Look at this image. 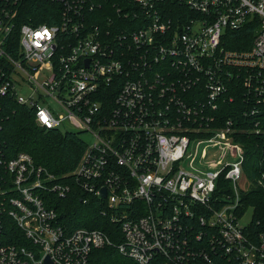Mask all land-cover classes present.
<instances>
[{
    "label": "built area",
    "instance_id": "2783aa9c",
    "mask_svg": "<svg viewBox=\"0 0 264 264\" xmlns=\"http://www.w3.org/2000/svg\"><path fill=\"white\" fill-rule=\"evenodd\" d=\"M29 1L0 0V115L12 97L91 141L56 174L0 140V264H96L109 245L136 264H264V211L245 201L264 153L250 177L237 138L264 134V0H131L105 25L91 18L105 0H51L54 23L23 21ZM248 25L249 49L223 43ZM233 79L249 129L220 115ZM76 192L103 200L121 242L61 221L54 198Z\"/></svg>",
    "mask_w": 264,
    "mask_h": 264
},
{
    "label": "trees",
    "instance_id": "16d2710c",
    "mask_svg": "<svg viewBox=\"0 0 264 264\" xmlns=\"http://www.w3.org/2000/svg\"><path fill=\"white\" fill-rule=\"evenodd\" d=\"M175 4V3H173ZM179 5V4H178ZM117 6L125 10L129 7L137 8L131 0H105L103 7L92 12L91 18L99 23L106 24L108 17L118 19ZM60 5L51 0H31L27 9L28 14L23 21H29V15H35L36 23H54L55 18L48 17V12H57ZM223 42L231 49H249L253 44L255 29L248 25L243 29H227ZM236 78V77H235ZM227 95L233 96L220 103L222 119H232L238 123L249 125L256 114L244 116L245 110L251 109V104L246 101V88L243 84L233 79L228 85ZM246 119V121H245ZM262 122L264 118H261ZM262 128L264 129V122ZM246 147L247 159L245 169L250 177L259 175L258 154L264 153V134L243 133L237 137ZM0 140L5 143L8 152L15 154L20 151L28 152L38 164H42L56 174H63L73 170L87 143L79 133L62 131L60 128H46L35 120V111L29 106L19 104L14 98H8V106L3 108L0 115ZM61 221L69 228L87 227L104 230L115 243L123 240V234L118 223L112 222L102 212L103 200L91 199L82 202V197L74 193L67 198H54ZM246 204L257 206L259 216L264 211V185L253 187L245 195ZM96 264H136L131 258L122 255L115 245L105 246L95 250Z\"/></svg>",
    "mask_w": 264,
    "mask_h": 264
},
{
    "label": "rangeland",
    "instance_id": "374dc122",
    "mask_svg": "<svg viewBox=\"0 0 264 264\" xmlns=\"http://www.w3.org/2000/svg\"><path fill=\"white\" fill-rule=\"evenodd\" d=\"M29 92H30V89L23 86L21 94L24 95V96H28ZM60 129L62 131H64V132L65 131L77 132V133H79L81 135L82 139H84L86 141H91V136L89 134H87V133H85V132H83L81 130L76 129V128L72 127L69 124H62L60 126ZM243 181H247V177L246 176L243 178ZM249 218H250V212L248 211L246 213V215H245V220L244 221L248 222Z\"/></svg>",
    "mask_w": 264,
    "mask_h": 264
},
{
    "label": "water",
    "instance_id": "95a60500",
    "mask_svg": "<svg viewBox=\"0 0 264 264\" xmlns=\"http://www.w3.org/2000/svg\"><path fill=\"white\" fill-rule=\"evenodd\" d=\"M103 196H104V197L106 196V190H105V189H103ZM46 262H47V263L50 262L49 258L46 259Z\"/></svg>",
    "mask_w": 264,
    "mask_h": 264
}]
</instances>
